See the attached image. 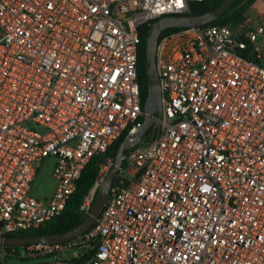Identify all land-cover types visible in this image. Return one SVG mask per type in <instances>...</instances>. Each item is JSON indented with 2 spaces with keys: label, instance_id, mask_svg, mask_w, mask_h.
<instances>
[{
  "label": "built area",
  "instance_id": "2783aa9c",
  "mask_svg": "<svg viewBox=\"0 0 264 264\" xmlns=\"http://www.w3.org/2000/svg\"><path fill=\"white\" fill-rule=\"evenodd\" d=\"M190 1L201 0H0V236L60 214L89 160L149 121L86 231L0 243V264H264V20L163 34L161 114L142 108L141 27ZM49 156L55 187L37 198L31 184ZM115 163L99 166L85 215Z\"/></svg>",
  "mask_w": 264,
  "mask_h": 264
},
{
  "label": "water",
  "instance_id": "95a60500",
  "mask_svg": "<svg viewBox=\"0 0 264 264\" xmlns=\"http://www.w3.org/2000/svg\"><path fill=\"white\" fill-rule=\"evenodd\" d=\"M234 1L235 0H222L216 7L208 9L199 14L183 13L164 15L150 24L149 32L145 42L148 96L143 105L144 113L156 112L158 116L161 114L159 77L155 65L156 46L161 31L167 27L204 25L205 23H209L218 19L222 14H224ZM148 126L149 121L146 120L141 126L132 129L130 134L121 142L116 154L115 166L112 167L102 179L91 209L89 213L85 215V218L82 222H80L75 227L61 233L30 236H0V243L6 245H25L33 242H59L75 238L86 231L99 216L103 204L109 196L111 180L117 169V166L120 165L125 148L130 146L136 140L140 139ZM152 133H155V126L152 128ZM54 260L55 256L38 257L26 261H18L12 258L9 260V264H29L33 262Z\"/></svg>",
  "mask_w": 264,
  "mask_h": 264
},
{
  "label": "trees",
  "instance_id": "16d2710c",
  "mask_svg": "<svg viewBox=\"0 0 264 264\" xmlns=\"http://www.w3.org/2000/svg\"><path fill=\"white\" fill-rule=\"evenodd\" d=\"M222 0H201V1H190L188 3L189 11L188 14H199L208 9L216 7ZM255 0H235L227 11L222 14L218 19L213 20L208 24H224V23H235L242 21L245 18V12L248 7H250ZM158 19V18H157ZM156 19L150 21L149 23H144L141 27L140 34V45L138 52V77L141 90V102L142 108L145 103V100L148 96V85H147V72H146V61H145V42L149 32L150 24ZM179 27H167L163 29L159 35V38L170 31H173ZM243 55H246L244 51H241ZM247 56V55H246ZM144 115H141L139 120L142 121ZM129 129H127L105 152L93 156L89 162L84 167L81 177L77 183V188L67 200V203L62 210V212L44 224L36 227L25 229L21 231L11 232L7 235L9 236H30V235H43V234H54L65 232L80 222L85 218V214L79 209V204L88 192V190L94 184L99 171V166L107 158H115L117 151L121 142L126 138ZM150 137V133H145L142 140ZM83 258H77L72 260V264H82Z\"/></svg>",
  "mask_w": 264,
  "mask_h": 264
},
{
  "label": "rangeland",
  "instance_id": "374dc122",
  "mask_svg": "<svg viewBox=\"0 0 264 264\" xmlns=\"http://www.w3.org/2000/svg\"><path fill=\"white\" fill-rule=\"evenodd\" d=\"M244 20V19H243ZM243 20L235 23H229L232 25V29L235 31L239 29V26L243 24ZM55 163V158L49 156L45 158L39 168L35 179L31 184L30 194L37 198H48L55 187V179L52 174V169Z\"/></svg>",
  "mask_w": 264,
  "mask_h": 264
},
{
  "label": "crops",
  "instance_id": "0c3cea01",
  "mask_svg": "<svg viewBox=\"0 0 264 264\" xmlns=\"http://www.w3.org/2000/svg\"><path fill=\"white\" fill-rule=\"evenodd\" d=\"M264 20V0H255L253 4L247 8L243 24L239 26L236 32H245L247 29L257 26Z\"/></svg>",
  "mask_w": 264,
  "mask_h": 264
}]
</instances>
